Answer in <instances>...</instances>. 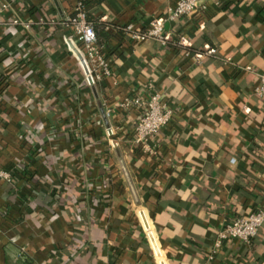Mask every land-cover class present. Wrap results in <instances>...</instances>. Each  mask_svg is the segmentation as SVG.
Returning <instances> with one entry per match:
<instances>
[{
	"label": "crops",
	"instance_id": "0c3cea01",
	"mask_svg": "<svg viewBox=\"0 0 264 264\" xmlns=\"http://www.w3.org/2000/svg\"><path fill=\"white\" fill-rule=\"evenodd\" d=\"M78 1L0 0V168L13 170L23 156L21 131L59 128L38 147L40 166L36 150L26 177L0 180V264H19L22 248L27 264H156L141 210L168 264H264V224L251 244L227 240L209 256L224 224L264 208V97L254 94L264 71V0H206L203 12L165 20L167 44L134 42L116 27L146 28L176 0H102L92 11L112 25L109 43L122 52L95 86L65 42L62 21ZM18 17L31 28L14 24ZM207 47L217 53L195 62ZM148 81L175 111L152 142L154 156L133 144L139 111L120 106ZM91 181L108 197L89 198ZM67 192L80 204L58 203ZM85 234L70 254L73 235Z\"/></svg>",
	"mask_w": 264,
	"mask_h": 264
},
{
	"label": "built area",
	"instance_id": "2783aa9c",
	"mask_svg": "<svg viewBox=\"0 0 264 264\" xmlns=\"http://www.w3.org/2000/svg\"><path fill=\"white\" fill-rule=\"evenodd\" d=\"M6 6L5 4L4 7ZM82 7V2L78 1L74 9L76 14L74 16L70 14L65 18L64 26L70 31V34L65 36V42L82 69L86 84L88 86H95L113 75L112 60L105 56L97 44L96 30L87 22ZM206 8V0H176L174 7L170 9L166 18H155L151 20L146 28H140L134 23H128L124 25L121 33L134 42L155 39L162 44H167L171 39L169 33L165 30V20L177 21L181 17L203 12ZM13 22L14 24L22 26L24 29H30L32 21L18 17ZM117 32H119L118 29ZM176 43L185 45V37L180 36ZM216 53L217 49L215 47H207L201 52L194 53L193 59L195 62L200 63ZM78 54L81 55L82 59ZM247 69L252 70L249 66ZM258 76L259 83L254 89V94L258 97H264V71L259 73ZM120 106L125 109L135 108L139 111L136 121L132 123V141L135 147L148 156L157 154L152 142L159 139L160 133L172 120L175 111L164 99V96L156 90L153 81H148L143 86L133 89L132 96L120 101ZM112 112L111 109H108L106 113L107 115H111ZM21 125L24 126L25 123L22 122ZM58 130L59 128L54 126L46 129L44 134H36L34 137L28 136L24 131H21L18 134V140L24 143V154L13 170L7 171L0 168V177L12 182L15 174L19 176L23 175L28 158L45 141L53 139L58 134ZM116 133L111 126L106 129L108 137H112ZM116 144V142H113L112 145ZM93 185L94 183L91 181L89 187ZM137 215L140 218L144 236L149 243L156 264H168L153 221L143 210L138 211ZM263 224L264 208L255 210L245 216H239L224 224L218 231L217 238L210 252V257H213L227 240L236 239L244 244H251ZM19 256L24 260L29 258L25 248H22Z\"/></svg>",
	"mask_w": 264,
	"mask_h": 264
},
{
	"label": "trees",
	"instance_id": "16d2710c",
	"mask_svg": "<svg viewBox=\"0 0 264 264\" xmlns=\"http://www.w3.org/2000/svg\"><path fill=\"white\" fill-rule=\"evenodd\" d=\"M79 1H81L82 4H83L82 10L84 11V13L86 15L87 22L89 24H91L96 30V33H97V44L99 45V47L101 48V50L105 54V56L110 58L111 55H120L122 50L119 47L113 46V45H111L109 43V39L111 38V36L113 34L112 31L109 29V28H111L112 25L110 23L101 21L100 17L95 15L93 13V11H92V9L94 7H96V6H98L102 2V0H79ZM75 14H76V12L74 10L71 13V15L74 16ZM65 20L66 19H64L62 21V24H64ZM123 27L124 26H118L116 28L121 33V31L123 30ZM48 79L53 82L54 78H51V77L48 76ZM2 81H4V79L1 80V82ZM72 86H75V85L71 83V85H69V88H71ZM37 151H38L36 153L37 155L35 154L36 157L33 158V164H35L36 166H40L41 162H44V160H45V154H44V152L41 149H37ZM33 156H34V153H33ZM21 158H22L21 156L17 155L15 157V160L19 161ZM28 167H29V164L26 163L25 164V169H24V172H23V175H25V177H26V174H28L27 173ZM14 176L15 177H13V181L12 182L10 181V183L15 184L19 180V178H18L19 175L15 174ZM0 180H1V177H0ZM27 180H28V178H26V180L23 182L24 183L23 186L27 190H32L31 189V185H30L29 181H27ZM88 188L89 189L91 188V190H90L91 192H90V197L89 198H92L91 196L94 195L95 196L94 199L97 200L96 198H97V196H99V194L102 195L104 198L108 197V193H106V191L104 190L102 184L101 185L100 184L99 185L94 184L93 186L88 187ZM67 189L69 191H71L70 187L68 185H67ZM56 200H57L58 203H61V204L66 203V204H68L70 206L71 205L75 206V205L80 204L79 201H77L76 198L73 196V194H69L68 192L64 196L57 197ZM77 209L81 211V206H78ZM4 212L5 211H3L2 213H4ZM245 215H248V214H244V215H241V216H245ZM86 236H87V234L78 235V236L77 235H73V237H72V245H71L72 247L70 249V254L76 255V251L78 249H80V247H82L85 239L87 238ZM253 240H252V242H253ZM55 252H57V249L53 248L51 250V253H55ZM209 256H210V252H209ZM46 262L47 261H41V264H45ZM20 263L27 264L29 262L27 260L21 259V261H19V264Z\"/></svg>",
	"mask_w": 264,
	"mask_h": 264
},
{
	"label": "water",
	"instance_id": "95a60500",
	"mask_svg": "<svg viewBox=\"0 0 264 264\" xmlns=\"http://www.w3.org/2000/svg\"><path fill=\"white\" fill-rule=\"evenodd\" d=\"M78 55H79V57L82 59L81 55H80V54H78Z\"/></svg>",
	"mask_w": 264,
	"mask_h": 264
}]
</instances>
